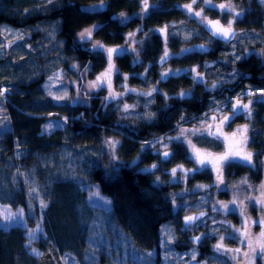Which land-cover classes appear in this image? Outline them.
<instances>
[{
  "label": "trees",
  "instance_id": "obj_1",
  "mask_svg": "<svg viewBox=\"0 0 264 264\" xmlns=\"http://www.w3.org/2000/svg\"><path fill=\"white\" fill-rule=\"evenodd\" d=\"M96 1L101 4L107 0H62L61 4L64 7H50L51 10L55 8L57 10L49 17L57 21V36L63 44L66 57L77 64L74 72L75 79L78 83V92H82L86 103L72 105L67 102L55 105L49 101H42L38 99L40 80L23 83L21 87H18L19 90L9 97L8 106L14 134H8L5 142L0 144V178L2 177L1 169L8 167L4 182L11 190L12 197L9 204L22 208L28 227L43 223L45 232L29 245L25 229L21 227H13L10 230L0 229V264H110L113 262L105 260L103 252L98 253V258L88 256L84 220L87 207L84 197L72 186L73 184L48 179L46 173L44 174L38 165L37 156L49 149L54 141L37 137V128L42 118L31 114H37V111L60 112V108L63 107L61 111L72 117L69 122L71 130L77 133L82 131L81 133L85 136H91L92 142H96L95 137H99L98 135L112 133V130L120 132L122 143L116 148L117 154H111V156L116 157L114 161H117L119 157L122 162L120 160L116 162L114 170L109 173L110 176L104 173L99 166L92 167L90 171L91 180L97 183L101 192L111 199L109 223L113 221L112 232L118 239L113 247L103 245L100 250L110 249L113 253L117 248L123 258L128 256L126 261H135L137 264H140L137 258L139 253L143 254L150 250L156 253L155 264H161V260L166 259L168 250H171L163 242L162 226L172 214L173 192L177 194L184 181L179 184L169 181L159 183L155 181L150 171H142L139 165L143 163L157 161L165 166L169 164V157L166 158L167 160L161 158L164 152L160 155L152 153L142 144L152 138L170 134L181 126L191 125L192 117H195L196 113L208 110L210 100L221 102L222 107H229L224 102L245 90L264 89V5L262 0H231L235 8L238 7L236 9L239 11V16H234V12H228L230 16H213L214 19H210L225 24L227 19L234 16L232 27L238 33L257 35L251 38V43L259 49V55L250 53L232 63L220 60L228 47L225 43L212 39L207 34L205 24L210 20L197 25L196 31L191 32L193 35L190 40L186 41L191 48L180 55L178 52L183 46L181 38L178 35L164 37L157 31L158 27L167 26L165 31L168 34V28L189 16L179 7L187 0H154L156 6L150 7L144 18L136 11L141 0H133V2L131 0H110L108 7L99 6L97 11H93ZM215 1L226 2L225 0ZM69 2L70 4H67ZM200 6L203 7V3ZM31 8L34 7L12 9L11 16L4 14L6 17L2 16L3 12L0 10V23L8 22L18 25V21L23 20L24 16L33 15L32 13L21 15L22 12L25 13ZM23 9L24 11H21ZM120 12L127 15L133 13L130 21L121 22L117 17ZM189 25L194 28L191 23ZM83 28L92 30L90 39L84 41L80 39L79 34ZM135 29H138L137 37L131 36ZM238 33L236 32V36ZM129 40H133L132 46L135 48L139 45L137 53L140 54V59L134 51L127 50L120 55L113 54L112 61L114 68L117 69L118 78L120 73L126 74V80L131 85L156 86L158 91L150 101L147 118H128L122 114L118 116L112 108L105 106L104 92L84 89L86 76L91 77L108 67L107 55L103 49H125V45H129ZM93 44L102 45L103 49L93 50ZM197 45H203L207 50L197 48ZM244 49L247 50V48ZM166 50L172 55H167L162 60ZM243 50L240 52L243 53ZM226 56L228 59L232 58L228 53ZM212 60L221 65L219 69L221 80L214 91L209 89L211 82L209 83V79L206 78L208 74L204 75L202 82L197 74L184 68L198 64L206 71L208 69L203 68L204 64ZM163 61L170 62L173 69L179 70L178 73L162 78L159 66L163 64ZM223 72H228L230 77L225 78ZM143 73L145 77H149L148 84L146 82L142 84L138 77V75L143 76ZM18 93L21 96H18ZM181 93H187V95L182 97ZM243 103L248 104L249 101L244 99ZM253 103L250 107L254 109L253 119L258 127L256 131L253 129L249 136L247 135L248 147L257 150L260 154L264 152V103L256 106L252 105ZM246 113L247 111L243 112L242 120L247 122L249 116L244 115ZM259 117H262V120H259ZM75 138L76 136L72 139ZM198 138H193V142L198 146L196 158L197 155L199 157L202 155L208 162L212 160L215 162L214 159L218 158L219 151L222 149L221 142H216V140L210 143L205 136ZM171 150L170 163H189L187 159L190 160V157L183 142L175 140ZM214 151L219 152L217 157ZM135 157L141 159L140 164L135 163L136 167H128V163L134 164L132 160ZM6 159L11 161L8 166L3 162ZM238 160L239 162L236 163ZM236 161L228 162L224 167L227 173L226 180L232 181V185L240 181L243 188L250 185L252 188L260 189V185L264 184V161H255L250 164L240 159ZM209 167L207 163V166L200 168L199 171H190L188 176L193 175L192 180L196 183L211 184L214 175L208 169ZM192 168L198 167L193 166ZM34 179H39L38 184L34 183ZM245 180L247 183H243ZM190 182L188 179L187 185ZM231 187V185L227 187L225 185L224 188L227 189L225 191H229ZM245 190L247 187L244 190L240 188L246 196L248 193ZM219 192H216L217 198L223 195L227 198L229 195V193L220 195ZM257 195L259 197L261 193ZM41 201H44L47 207H41ZM247 209L254 220L256 212H259L257 205L251 203ZM209 224H202V226L206 227ZM231 229L222 230L219 234L229 232ZM252 229L260 233L262 226L255 223ZM208 230L209 228H207L206 238L210 246L207 249H198L199 257L209 255L214 250V245L217 244L218 235L214 236L212 233L209 235ZM225 245L226 249L239 248L244 252L247 249L245 242L242 246L236 239H231L229 243L225 242ZM172 247L176 251L188 250L186 249L187 244L176 239L172 242ZM31 248L37 253H32ZM257 256L256 254L254 264H264V254L259 251V257Z\"/></svg>",
  "mask_w": 264,
  "mask_h": 264
},
{
  "label": "rangeland",
  "instance_id": "obj_2",
  "mask_svg": "<svg viewBox=\"0 0 264 264\" xmlns=\"http://www.w3.org/2000/svg\"><path fill=\"white\" fill-rule=\"evenodd\" d=\"M225 1L226 2H216L215 0H210L209 3H205V0H203L204 6L201 7V0H199L198 3H193V0H187L181 3L179 7L182 8V10L189 16L184 20L175 23L173 27L168 28V34H166V31H160L161 29H165V27H158L157 31L164 37L178 35L179 38H181V40L183 41V46L181 47V49H179L178 53L180 55L183 51H189V49L191 48L190 44H188L186 41L190 40L193 35L191 34V32L196 31L195 29L197 28V25L202 24L208 19H214L213 16H230L227 11L221 10L218 7L220 4H231V6L234 8V16L239 13V11L236 9L238 7L235 8V6L232 4L233 1ZM147 3L149 5L147 11H145L143 8V0H141V3L138 5L139 8H137L136 10L138 14L143 18L144 15H146L150 10V7L156 6L154 0H147ZM52 4L53 2L51 3V5ZM101 4L108 7L107 2L105 1H103ZM135 4L137 3L135 2ZM185 5H191V11H189L188 8L185 7ZM99 6V1H96L93 6V11H97L99 9ZM12 9L16 10L18 9V7H0V10L6 15H11ZM36 11L39 12L43 10L40 9V7L31 8L27 10L25 14L30 15L32 13L34 15ZM197 12H200L201 15H195V13ZM132 14L127 15L124 12H120L117 14V17L121 22H128L130 21ZM234 16L230 19H227L226 23H224L228 24L229 21L233 22ZM186 19L189 20V22ZM30 23L31 25H28L27 30L33 31L34 29L36 32L39 30L41 36H39L38 39H27L26 34L23 31V29H26L25 27L18 28L9 24H0V89H7L3 97H0V144L5 142L8 134H14L13 128L11 127L12 118L8 106L9 97L16 90H19L18 87H21L23 83H30L36 80H40V93L38 99L42 101H49L50 103H53L55 105H62L63 103L66 104L67 102H70L72 105H83V103H86V99L84 98L82 92H78V83L75 79L74 74L77 69V64L73 61H70V59L66 57L62 46L63 44L57 38V21L47 19L43 22L33 21ZM189 23H191L194 28L190 27ZM86 29L90 28H83L80 33L84 32ZM137 34L138 29H135V32L131 36L137 37ZM253 37H257V35H249L245 32L238 33L232 44H226L228 47L226 53H228V55H231L232 58H226L227 56L225 53L223 54V57L220 58V60L232 63L235 60H238L237 57H239L240 59L250 53L259 55V49L255 48L253 43H251V38ZM208 38L212 40L210 37ZM132 44L133 40H129V45H125V49L134 51L137 58L140 59V54L137 53L139 45L135 48V46H132ZM244 48H247V50ZM241 50H243V53L240 52ZM166 51L168 53V50ZM168 55L172 54L168 53ZM65 63L67 64V66ZM73 65H75L76 67H73ZM159 67L161 69V74L167 73L169 76L174 75L179 71L178 69H173L170 62L168 61H163V64ZM184 68L194 74H197L198 79L202 82L204 79V75L206 74H208L206 76L207 79H212V77L218 78L215 82H211L209 86V89L211 91H214V89L216 88L212 87V85L215 84L217 86V84L221 80V73L219 72L221 65L214 60L207 61L204 64L203 68L208 69L206 71L201 69L202 67H200L198 64L186 66ZM114 69L115 70L111 76V91L114 93H122V95H119L116 99H112L110 97L109 88L106 84L103 87L98 88L89 87L90 82L95 81L97 76H100V74L105 72L106 69L103 72L100 71L93 74L91 77L86 76L84 89L87 91L104 92L105 106L112 108L118 114V116L122 114L128 118H147L149 116L148 108L150 105V101L156 91H153L151 96L146 95V93L151 91L153 88L156 89V86L145 87V85H143L145 87L143 88V86H138V84L131 85L125 79L126 74L120 73V77L118 78L116 74L117 69ZM223 74L225 78L230 77L228 76V72H223ZM50 77L51 79H49ZM138 77L141 79L142 84L144 82H146L147 84L149 83V77H145V73H143V76L138 75ZM262 93H264V89L252 90L250 88L245 90L243 93L235 96L234 99L224 102L227 103V105H230L229 107L225 108V114L229 115L228 110L229 108L233 110V105L236 104L237 99H239L240 102L241 99H247L248 101L254 102L252 104L254 106L258 105L259 103H264V97H262L261 95ZM18 96H21L20 93H18ZM54 97L64 98L55 99ZM125 105L129 106L128 110L124 109ZM62 108L63 107L60 108V112L37 111V114H31L35 117L42 118L37 128V137L42 139H51L52 141H54L49 149L39 153V155L37 156V163L44 171V174L46 173L48 179L57 181L60 180L63 182L67 181L68 183L73 184L72 186L79 190V192L83 195L87 207V213L84 216V220L86 223V249L88 256H94L98 258V253L103 252L105 260L113 261L110 262V264H137L135 263V261H126L128 256L126 255V257L123 258L122 255L119 254L117 248H115L113 253L110 249H104L103 251L100 250L103 245L113 247L118 239L114 237V234L112 232V226H114L113 221L109 223V210L111 207V203L107 206L104 203L105 200L111 202V199L103 194L97 183L92 181L90 178V171L92 167L99 166L103 169L104 173L109 174L114 170L116 162H119V160L122 162L119 157H117V161H114L116 157L115 159H113V155L111 156V154H117L116 148L122 143V137H120L121 134L117 130H112V133L98 135L99 137H95L96 142H92L93 140H91V136H85V134L81 133L82 131H79L77 133L71 130V124L69 122L71 121L72 117L68 114L63 113L61 111ZM250 109L251 115H249L248 112L244 114H248L249 116V119L247 121V134L251 133L253 129L254 131H256L255 129H257L258 127V124L253 119L254 109L252 108V106L250 107ZM207 111L208 114L205 118L197 119L195 117H192L191 125L186 127L181 126L170 134L152 138L147 142H144L142 146L150 149L152 153H158L159 155L165 151L171 153V148L175 140H170L168 139L169 137L180 136L181 129L192 130L207 128V125L211 124L212 116L215 115L220 117L223 115L222 103L216 100H210V107ZM258 119L262 120V117H259ZM50 123L53 126L51 129H47V126ZM57 123L60 125L59 127L56 126ZM244 125L245 124H238L235 125L231 130H221L219 134L227 136L231 141L238 140L240 142L241 133L239 130L242 129ZM211 131L213 135H209L206 131H188L184 133L180 140H176L178 142H183V144L186 146L190 157V160L187 159V161L190 164L170 163L172 157L168 156L169 164L166 166L157 161L139 165L141 159H137V157L132 160V162L134 163L133 165L132 163H128L127 165L128 167H136L137 164L142 171H150L155 181L159 183L169 181L179 184V182L184 181V184L180 186L181 190H179L177 194L172 195L173 199L171 200L173 201L174 218L173 220L164 222L162 226L163 242L167 245V247L171 248V250H168L166 256L167 258L165 260H161V264H248L247 260H245V257H243L242 255V253L244 252L243 250H241L240 253L235 254V259H233V253L225 252L223 250L217 251L215 248L206 257H199L197 249L194 247L185 251H176L175 249H172V242L174 241L177 232L184 229V227L179 228L176 225H173L174 223L178 222V214L182 212V216L185 217L195 214L201 210L210 211V214L205 218L207 220L203 219V222H201L203 225L211 223V228L208 230V234L210 235L212 233V235L214 236L218 235L217 243L220 242V237L223 236V245L225 247V242H231L232 238L229 237L233 233H235L237 237L236 240L239 241L240 245L243 246L244 243H242L241 238H239L240 233L235 232V230H243L241 226H244L245 216H242L239 224L236 227H233L231 231L219 234L220 231H228L229 229L225 224H223L224 220H222V218H220V215H218L221 212H227L220 208V205L222 203L228 204L229 208L233 209L235 213H240L241 207H243L245 210V214H247V207L249 206V204H247L248 201L244 196L245 194L240 191V188L230 189L228 198L219 199L216 196V192H218L219 189L224 188V184L218 183L219 180L217 179L218 176H221L220 171L218 172L216 170L214 172V180L211 184L196 183L192 180L193 175L188 176L190 173L189 170H192L193 166L202 168L201 165L197 163L196 149L198 146L193 142L192 137H195L196 135H198V137L205 136L210 141V143H214L216 140V142L223 141L222 135H216L213 132V129H211ZM75 136L76 138L72 139ZM109 139L118 141V144L116 145L114 151L106 143V141ZM157 140H160L161 142L156 143ZM219 152H213L215 153V157H217V154H219ZM246 152L250 151L246 150ZM3 162L6 166L10 165L11 163L10 159H6ZM226 162L228 161H225L222 164ZM153 165H155L156 167L153 168ZM174 168L176 169L175 176L172 175V169ZM6 171H8V167H3L1 169L2 177L0 178V229L10 230L13 227H21L25 229L30 245V242H32L35 238H37L41 234H44V224L39 223L34 227H28L25 222L22 208L19 206L14 207L9 204L12 195L11 190L4 182V175L6 174ZM188 179L189 181H191L189 185H187ZM38 182L39 179H34L35 184H38ZM199 185H203L205 187H198ZM89 186L92 187L89 189ZM256 189L257 188H252V194H258L256 192ZM224 190L227 189L224 188ZM90 192H98L99 196H92L90 198ZM233 199L236 200V204L231 203ZM214 206L217 208V211H213ZM10 214L13 216V219L11 221H8L6 217ZM30 233H34V235H30ZM259 234L260 233L256 232L254 229L250 231V235L252 236L253 240H255V238L258 237ZM246 251H248V247ZM31 252L37 253L36 251H33V248H31ZM149 253H151L150 257L148 256ZM256 254L258 255L257 257H259V249H257ZM193 255H195V259H193ZM137 258L140 264H155L157 256L155 252L147 250L143 254L139 253ZM86 260L88 261L87 257Z\"/></svg>",
  "mask_w": 264,
  "mask_h": 264
},
{
  "label": "snow or ice",
  "instance_id": "obj_3",
  "mask_svg": "<svg viewBox=\"0 0 264 264\" xmlns=\"http://www.w3.org/2000/svg\"><path fill=\"white\" fill-rule=\"evenodd\" d=\"M53 2V0H48V3L51 4ZM196 0H193V3H195ZM210 0H205V3H209ZM149 5L147 3V0H143V8L145 11H147ZM186 8H188L189 11H191V5H185ZM221 10L227 11V12H234V8L231 6V4H220L218 6ZM195 15L199 16L201 15L200 12L195 13ZM236 16H239V13L236 14ZM213 26L215 27V32L213 33L214 36H218L219 38L224 39L225 41L229 40L230 37L234 38V32L232 30V21L228 22V25L225 27L223 25H220L219 21H215L212 22ZM167 26H165L166 29ZM165 29H161V32H164ZM10 31V30H8ZM131 35V34H130ZM80 39L82 41L84 40H88L91 38L92 36V30L91 29H86L84 32L79 34ZM22 38V37H21ZM93 50H100L103 49L102 45H98V44H93ZM104 52H106L107 55V61H108V67L105 70V72L101 73L100 76H97L95 81L90 82L89 87L91 88H98V87H103L105 84L107 85V87L109 88V92H110V97L112 99H116L119 95H122V93H114L111 91L112 85H111V75L114 72V65L112 63V59H113V54H117L120 55L124 52H126V49H116V48H107V49H103ZM168 53L167 51H165L164 57H162L161 59H165L167 57ZM237 59H239V57H237ZM73 67H76L75 65H73ZM162 78H165L168 74L167 73H162ZM51 79V77L49 78ZM126 79V77H125ZM212 87H216L215 84L212 85ZM5 91H7V89H0V97H3ZM129 91H134V90H129ZM153 91H158L157 89L153 88L151 91L147 92L146 95L151 96ZM249 94H253V93H249ZM182 97L187 95V93H181L180 94ZM262 97H264V93L261 94ZM55 99H63L64 97H54ZM252 102L249 101L248 104H240V100L237 99L236 104L233 105V112H232V116H236L237 114H239V112L241 110L243 111H247L249 115H251V109H250V104ZM129 106L125 105L124 109L128 110ZM207 115V114H206ZM211 119L214 121L216 120V116H212ZM226 122H230V117L228 116H224L223 119L220 121L221 124H224ZM52 124L50 123L47 126V129H51L52 128ZM57 127H59L60 125L57 123L56 125ZM213 125L212 124H208L207 128L204 129H192V130H188V129H181L180 130V136L177 137H169L168 139L170 140H180L181 137L184 135L185 132L191 131V132H197V131H206L209 135H213L211 129H212ZM241 133V144L242 145H246L247 141H248V137H247V131H248V126L244 125L242 129L239 130ZM160 140H157L156 143H160ZM106 143L113 149V151L115 150L116 145L118 144V141L115 140H107ZM190 143V141H189ZM166 147V145H165ZM169 156V152L165 151L164 152V157L167 158ZM239 158L242 161H246L249 164L252 162V153L251 152H246L243 150V148L234 151V152H229L226 153L224 156L218 158V161L216 164H214L213 166L216 168V170L219 172L220 170V166L222 165L223 162L225 161H229L231 158ZM113 159H115V156H113ZM197 163L199 165H201V167H206L207 162L204 159H201L199 157V155H197ZM153 168H155L156 166L153 165ZM200 168H196V169H192L189 171L192 172H196L199 171ZM176 174V169H172V175L175 176ZM111 174H109L110 176ZM217 179L220 181V183H223L222 180V176H218ZM243 183H247V181H243ZM92 186H89V189ZM198 187H205L203 185H199ZM260 189H261V195L259 197H249V200H255V202L260 206L261 211H264V184L260 185ZM92 196H99L98 192H90V198ZM105 205H110V201L105 200L104 201ZM232 204H236V200L233 199L231 201ZM41 207H47V204L44 201H41ZM220 208L224 211H233V209H230L228 204L226 203H222L220 205ZM213 211H217V208L214 206L213 207ZM240 214L242 216H245V210L243 207H241V211ZM206 213L201 212L198 216H185L184 218V228L185 230H187L188 226L191 225L192 223H194L195 221L199 220L201 217L205 216ZM6 219L8 221H11L13 219V216L10 214L9 216L6 217ZM249 220L250 218H248L247 216H245V220H244V226H243V230L241 229H236L235 232H239L240 233V237L242 243L246 242L247 243V247H248V251L243 252L242 255L243 257L246 258L248 264H254V258L255 255L257 253V249H259L261 254H264V216H262L259 221H251L252 224L255 223H259L262 226V231L259 234L258 237L255 238V240H253V238L250 235V229H249ZM30 235H34V233H30ZM229 238L232 239H236V235L235 233H233L232 235H230ZM201 239L200 236L194 237V241H199ZM223 240L224 237L221 236L220 237V242H218L216 245H214V248L217 251H225V252H231L233 253V259H235V254L240 253L241 250L239 248L236 249H226L223 245ZM33 251H35V249H33ZM148 256H151V253L148 254ZM167 258V257H166ZM193 259H195V255H193Z\"/></svg>",
  "mask_w": 264,
  "mask_h": 264
},
{
  "label": "flooded vegetation",
  "instance_id": "obj_4",
  "mask_svg": "<svg viewBox=\"0 0 264 264\" xmlns=\"http://www.w3.org/2000/svg\"><path fill=\"white\" fill-rule=\"evenodd\" d=\"M61 1L62 0H53V4L51 5V4L48 3V0H0V7H34V8L40 7V9L43 10V11H39V12L36 11V13L34 15H31V16H24L25 18L23 20H19L18 21V25H13L12 23L10 24L8 22H3L2 24H9V25H12V26L18 27V28L25 27L26 29L25 30L23 29V31L25 32L27 39H38L39 36H41L39 30L37 32L34 29H33V31L27 30L28 25H31L30 21L34 20L35 22H43L44 20L49 19V17L55 13L57 8L64 7V5L61 4ZM262 1H263V5H264V0H262ZM106 2H107V4L108 3L110 4V0H107ZM131 2H133V0H131ZM198 2H199V0H196L195 3H198ZM201 2L203 3V0H201ZM67 4H70V2L67 3ZM192 5H194V4H192ZM50 7H57V8L51 10ZM100 7H104V5L100 4ZM21 11H24V9L21 10ZM22 14L26 15L23 12L21 13V15ZM2 16L6 17L4 15V13H2ZM9 16H11V15H9ZM21 17H23V16H21ZM208 20H210V19H208ZM208 20H206V22ZM220 25H223L225 27L227 26V25L221 24V22H220ZM232 29L235 32L238 33V31L234 27H232ZM57 33H58V31H57ZM57 38H58V36H57ZM243 100L244 99H242L241 102H240L241 105L244 104ZM226 107H228V106H226ZM226 107H224V106L222 107V111H223V115L222 116H220V117L216 116V120H214V121L212 120L213 121L212 129H213V132L215 134L217 132L220 133L221 130H231L235 125H238V124L247 125V122L245 120H242V114L244 112L243 110H241L239 112V114H237L236 116L233 117L232 116L233 110H231L230 108L228 110V113L231 114V115H226L225 114V112H224L225 109L224 108H226ZM224 116L230 117V122H226L224 124H221L220 121L223 119ZM216 135H220L221 136L222 134H218L217 133ZM247 135L249 136V133ZM195 137L198 138V135H196ZM201 137H204V136H201ZM193 138L194 137H192V139ZM222 138H223V141L221 142L222 149L220 150V154H219L218 158L224 156L226 153H229L230 151L234 152V151H237V150L243 148L244 151L249 150L252 153V162L251 163H254L255 161H258V162L264 161V152H261L260 154H258L257 150H255L253 148H250V146L248 147L249 140L247 141L246 145H242L238 140L233 142V141L230 140V138H228L225 135H222ZM200 158L204 159V157L202 155H201ZM218 158L214 159V160H216L215 162H213V160L211 162H208L207 160L204 159L210 165V167L208 169L210 170L211 173H213V175H214V172L216 171V168L213 165L217 163ZM237 159H239V158L238 157L237 158H232L228 162L232 163V162L236 161ZM231 160H233V161H231ZM228 162H226V163H224V164H222L220 166V170L219 171L221 172L223 183H220V181H218V183L224 184L223 187H225V185H226V187H227V185H231L232 187L229 188V191H225L224 188L219 189V191H220L219 194L220 195L223 194V193H227L228 194L230 192V189L242 188L244 190L247 187V190H245V191L248 193L247 195L249 197H258L257 194H254V195L252 194L253 193L252 192V187H250V185H248V186L245 185L246 187L243 188L242 184L240 183V181H236L234 183V185H232V181L226 180L227 173L225 172L224 167H226ZM238 162H239V160L236 161V163H238ZM206 166H207V164H206ZM256 192L257 193H261V190L256 189ZM173 194H175V193L173 192ZM247 195L246 196L244 195L246 197L247 201H248L247 204H249V205H251V203H252V205L256 204L258 209H259V212H256V215H255L256 217H255L254 220H253L254 217L251 215L250 211H247V214H245V216L250 218V220H249V223H250L249 229L251 231L252 230V225H253L251 223V221L252 220L253 221L259 220L262 216H264V211H261L260 206L255 202V200H249V197ZM218 198L219 199H225V196L224 195L223 196H219ZM171 208H172V214H171V217L168 220H173V218H174L173 201H172ZM201 212L206 213V215L201 217L199 220L195 221L191 225H189L187 230H185V228L182 229V230H179L177 232V235L175 236V239L177 241L183 242V243L188 245V247L186 249L194 247L197 250L198 249L201 250V249H207V247L210 246V243L208 242L209 240L206 238V236H207V228H209V229L211 228V223L209 225H207L206 227L202 226V222H203L202 220L205 219L210 214V211L209 210H201V211H198L195 214L188 215V216H198ZM182 214H183L182 212L178 214L179 215L178 216V222L174 223L173 224L174 226L176 225L179 228L180 227H184V218L185 217H183ZM218 215H220V218H222V220H224L223 224H225L228 228L236 227L239 224V221L242 218V215L240 213H237V212L235 213L234 211H232V212L231 211L221 212ZM205 220H207V219H205ZM241 228H243V225L241 226ZM261 231H262V229L259 230L260 233H261ZM197 236H200L201 239L199 241H194V237H197ZM245 246H247V245H245ZM245 260H246V258H245Z\"/></svg>",
  "mask_w": 264,
  "mask_h": 264
},
{
  "label": "water",
  "instance_id": "obj_5",
  "mask_svg": "<svg viewBox=\"0 0 264 264\" xmlns=\"http://www.w3.org/2000/svg\"><path fill=\"white\" fill-rule=\"evenodd\" d=\"M215 21H217V20H210V21H208L206 24H205V30H206V32H207V34L211 37V38H213V39H215V40H219V41H221V42H223V43H225V44H230V43H232L234 40H235V37H236V32L233 30V32H234V38H232V37H230L229 38V40H227V41H225L224 39H222V38H219L218 36H214L213 35V33L215 32V27L213 26V23L212 22H215ZM197 48H202V49H204V50H207V48L205 47V46H203V45H197ZM115 54V53H114ZM161 158L162 159H166L165 157H164V153H162L161 154Z\"/></svg>",
  "mask_w": 264,
  "mask_h": 264
},
{
  "label": "bare ground",
  "instance_id": "obj_6",
  "mask_svg": "<svg viewBox=\"0 0 264 264\" xmlns=\"http://www.w3.org/2000/svg\"><path fill=\"white\" fill-rule=\"evenodd\" d=\"M218 78H214V77H212V79H209V82H215L216 80H217ZM232 89H234L233 87H231ZM235 97H232L231 99H234ZM230 99V100H231ZM230 106V105H229ZM206 114H208V111H200V112H198V113H196V115H194L195 116V118H197V119H203V118H205L207 115ZM215 116V115H214ZM213 123V121H211V124ZM58 136V135H57Z\"/></svg>",
  "mask_w": 264,
  "mask_h": 264
}]
</instances>
